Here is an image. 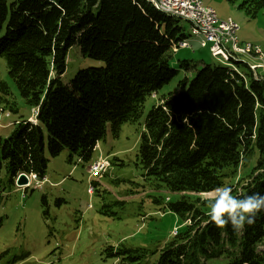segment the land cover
Listing matches in <instances>:
<instances>
[{
  "label": "trees",
  "instance_id": "obj_1",
  "mask_svg": "<svg viewBox=\"0 0 264 264\" xmlns=\"http://www.w3.org/2000/svg\"><path fill=\"white\" fill-rule=\"evenodd\" d=\"M238 8L255 18L264 0H242ZM183 22L144 0H0V58L33 113V120L19 116L0 137V173L9 187L20 173L43 180L46 149L50 157L66 151L67 162H87L107 132L115 138L121 125L139 122L149 100L135 165L157 187L192 194L165 205L184 226L155 250L108 247L106 258L117 264H264V211L241 231L221 229L209 222L214 201L194 196L219 187H230L237 198L264 195V70L257 68L254 77L242 62L204 65L164 93L178 72L168 55L186 39ZM72 46L101 65L63 83ZM258 48L261 61L252 64L264 62ZM182 66L187 70L188 62ZM17 112L0 79V115ZM247 156L253 162L237 172Z\"/></svg>",
  "mask_w": 264,
  "mask_h": 264
},
{
  "label": "rangeland",
  "instance_id": "obj_2",
  "mask_svg": "<svg viewBox=\"0 0 264 264\" xmlns=\"http://www.w3.org/2000/svg\"><path fill=\"white\" fill-rule=\"evenodd\" d=\"M200 1L214 10L219 20L235 21L239 27L237 38L258 45L264 55V11L249 18L238 8L242 0ZM182 33L186 39L179 42L178 49L172 47L168 55L170 68L178 72L163 88L164 93L174 92L179 81L193 77L204 65H225L211 56L209 44L200 46V40L191 35L186 22ZM182 61L188 62L187 70ZM240 62L249 67L246 58ZM100 65L83 59L78 48L72 46L67 51L61 81L67 83L78 71L95 70ZM252 74L257 76L255 71ZM0 79L8 84L18 110L9 117L0 115V137L5 138L14 120L19 116L31 120L33 113L8 77L3 58H0ZM151 105L147 100L139 122L121 125L118 137L113 138L107 132L87 162L78 158L67 162L66 151L50 157L46 149L44 156L48 162L43 180L33 181L25 173V185H18L15 179L14 187H9L5 171L0 173V188L4 189L0 201V264H117L114 258H106L108 247L152 251L183 228L181 219L165 205L192 194L157 187L154 180H145L135 165L139 136ZM98 158L104 159L108 166L99 178H89V168ZM250 160V156L244 157L237 172L251 164ZM216 195L215 191L194 196L207 203L214 201Z\"/></svg>",
  "mask_w": 264,
  "mask_h": 264
},
{
  "label": "built area",
  "instance_id": "obj_3",
  "mask_svg": "<svg viewBox=\"0 0 264 264\" xmlns=\"http://www.w3.org/2000/svg\"><path fill=\"white\" fill-rule=\"evenodd\" d=\"M156 2L159 9L177 17L196 19L197 27L205 29L206 44H209L211 56L216 60L224 62L225 54H233L246 58L248 68L252 71L264 68V62L252 64L249 61H261L258 46L239 42L237 38L239 28L234 23L219 20L214 10L203 6L200 0H157ZM106 166V162L102 159L94 163L89 169L91 178H98ZM32 178L33 181L37 180L35 176Z\"/></svg>",
  "mask_w": 264,
  "mask_h": 264
},
{
  "label": "clouds",
  "instance_id": "obj_4",
  "mask_svg": "<svg viewBox=\"0 0 264 264\" xmlns=\"http://www.w3.org/2000/svg\"><path fill=\"white\" fill-rule=\"evenodd\" d=\"M210 205V221L218 228L231 225L234 231H241L245 224L254 223V218L264 211V195L253 193L243 198L234 197L230 187H219Z\"/></svg>",
  "mask_w": 264,
  "mask_h": 264
},
{
  "label": "bare ground",
  "instance_id": "obj_5",
  "mask_svg": "<svg viewBox=\"0 0 264 264\" xmlns=\"http://www.w3.org/2000/svg\"><path fill=\"white\" fill-rule=\"evenodd\" d=\"M144 1L147 4H150L151 6H153L158 11H160V12H162V13L168 15V16H171V17H174V18H178V19L186 22L189 25V27H190L191 35L193 34L194 36H196L200 40V46L201 47H205L206 46L205 29L201 28V27H197L196 19H194V18H186L185 19L184 17H177V16H175L173 14H170L167 11H163L162 9L158 8V3L156 2L157 0H144ZM226 21L229 22V23H234L238 27V25L232 19H227ZM179 46H180V43H178L177 48H179ZM242 59L243 58L241 56H234L233 54H225L224 62H222V63L227 64V65H232V63L234 64L235 62H240ZM104 170H105V168L103 169V171ZM31 177H34V175L31 176Z\"/></svg>",
  "mask_w": 264,
  "mask_h": 264
},
{
  "label": "water",
  "instance_id": "obj_6",
  "mask_svg": "<svg viewBox=\"0 0 264 264\" xmlns=\"http://www.w3.org/2000/svg\"><path fill=\"white\" fill-rule=\"evenodd\" d=\"M17 184L18 185H25L26 184V176L23 173L17 175Z\"/></svg>",
  "mask_w": 264,
  "mask_h": 264
},
{
  "label": "crops",
  "instance_id": "obj_7",
  "mask_svg": "<svg viewBox=\"0 0 264 264\" xmlns=\"http://www.w3.org/2000/svg\"><path fill=\"white\" fill-rule=\"evenodd\" d=\"M239 39V38H238ZM242 42H244V41H242ZM264 56V55H263Z\"/></svg>",
  "mask_w": 264,
  "mask_h": 264
}]
</instances>
